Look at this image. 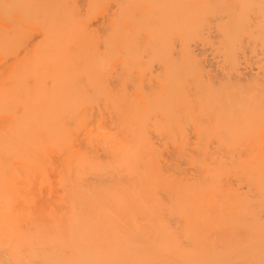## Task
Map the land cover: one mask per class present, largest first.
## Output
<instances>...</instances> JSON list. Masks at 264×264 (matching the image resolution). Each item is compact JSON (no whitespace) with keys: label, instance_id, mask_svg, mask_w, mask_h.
Instances as JSON below:
<instances>
[{"label":"bare ground","instance_id":"bare-ground-1","mask_svg":"<svg viewBox=\"0 0 264 264\" xmlns=\"http://www.w3.org/2000/svg\"><path fill=\"white\" fill-rule=\"evenodd\" d=\"M0 264H264V0H0Z\"/></svg>","mask_w":264,"mask_h":264}]
</instances>
